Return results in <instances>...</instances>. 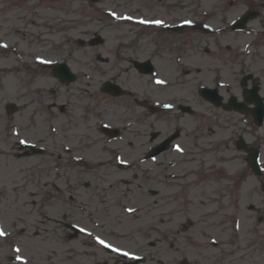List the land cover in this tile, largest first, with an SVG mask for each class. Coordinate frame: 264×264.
Segmentation results:
<instances>
[{
    "label": "rangeland",
    "instance_id": "obj_1",
    "mask_svg": "<svg viewBox=\"0 0 264 264\" xmlns=\"http://www.w3.org/2000/svg\"><path fill=\"white\" fill-rule=\"evenodd\" d=\"M163 1L164 3L159 5L155 0H100L94 4H91L89 0H59L54 5L51 0H0V10L9 9L11 12L9 14L6 12L0 13V24H2V30H0V42H3L8 47L6 50L7 57L4 56L8 60H5L4 62V72L0 74L2 76L0 77V81L4 82L5 87L8 86L9 88L12 87V89H14L17 79L23 81H31L34 79L33 86L35 88L41 90L45 88L44 90H47L46 88L49 82L55 90L62 91L59 89L56 81L53 79L51 81L47 80V70L43 71L42 74L37 70V72L42 75L41 77L37 72H34L30 66H27L29 70H27L26 67L19 68V73H15L16 71L8 72L7 69H9V61L11 63L13 62L11 55L13 53L11 49L14 44H16L17 47H21L23 50H35L37 55L41 54L45 57L54 58L56 56H47V54H45L46 51L52 49L49 41L57 43H59V41L67 42L65 53L66 55L71 54V58L68 57V62L71 67L74 68L75 71L79 70L78 72H80V74L90 73L89 77L86 76L85 78H82V81L77 85V90H79L80 93H76V95L79 100L75 101L74 97L71 95L73 89L71 92H68L67 99L74 102V105L76 102H80L89 107L95 103V99L88 95L91 94L92 96V94L98 92L99 83L97 82L100 80L105 81L111 78V76L119 75V81L124 82V86L130 85V87H128L133 89H139L141 86L144 87V84H146L147 81V77L139 76L133 71L127 70L132 67L127 63L128 61L118 62L112 58L111 52L116 48L115 45L122 44V41H120L119 38L122 39L127 33L129 34L130 30L127 28L133 27L127 22L118 24L119 22L114 21L113 26L118 27V30L115 27L110 26L112 25L111 18L104 10L111 9L115 6V9L119 12L116 15L123 16V19L126 20V14L121 12H134L132 9H143L145 7L148 9L145 11L141 10V12L146 14L147 20L158 16L156 17L157 20L170 23V21H180L184 17H190L193 19L199 18L203 14L201 11L210 8H221L222 5L225 6V9L227 10L226 13H216L213 15L212 19H209L214 25H221L223 23L227 24L231 18L239 14L248 6H257L259 2V0ZM230 1L232 3H230ZM47 5L48 7L54 5L56 8H47ZM136 10L140 11L139 9ZM36 15L43 16V21L47 22V27L35 28V26L31 24V21H34L35 17L30 20L29 18H33V16ZM171 16L173 17L168 18ZM131 17L133 20L140 18L136 16ZM250 24L251 26L248 28L249 33H237L233 35V33L224 30L221 32H225L222 34V37H217L220 35H205V42L208 44L207 46L214 51L216 48L224 49L225 46H229L230 48H244L247 44L256 42L257 39H259L257 43L264 42L261 38L263 36L262 32L259 37V31L261 28H264V12L260 18L253 20ZM253 28L254 31L252 30ZM188 31L190 30L185 29L180 35L181 43L185 42L187 46L189 42H196V38L193 34L197 33L190 34ZM93 33H98L103 38L104 42L101 46H84L83 48L74 47L73 44L76 38L81 37L83 39H88ZM198 35L200 36V34ZM152 38L153 36H151V39ZM202 44L206 46L205 43ZM137 45H142L146 49L148 47L149 50L152 47V42L150 40L139 41ZM179 45L181 50L186 48L184 46L181 47L182 44ZM119 47L124 49L123 45ZM255 49L256 47H253L251 53H257L259 55L258 59L264 58V51H261V47L258 50ZM197 50H199V48H197ZM147 51L144 55H140L141 59H145L149 56L151 60L154 59L155 64L158 65L159 69L162 68L163 64L169 65L168 60L172 59L170 55H166V51L159 53L158 58H153L154 55L149 52L147 53ZM4 52L5 50L0 48V53ZM95 53H100L103 57L110 58L109 62L106 64L97 63L94 57ZM230 54V51H227V58H229ZM184 58L187 59L184 60L185 64H188L186 67L190 68L189 58H187V56ZM199 60L200 57L197 56L195 61L191 60V63H198ZM204 60L206 59L202 56L201 61ZM94 64H99L98 66L101 68L100 73L94 71ZM124 69L127 71L123 72ZM90 71L94 72L92 73ZM169 73L171 74V77L174 78L173 80L178 79L182 81L188 78L183 76V71L178 70L177 68L175 71ZM13 74H18V76H13ZM9 80H12L13 83L7 82ZM72 86L74 85H71V87ZM104 98L105 97L103 96V98L98 99L101 101ZM95 108L94 114L86 115L91 119L87 125L88 128H92V122L94 120L97 121V119H101L103 120V123H109L114 126H119V124H123L128 120H131L130 122L132 123V120H135L132 115L137 116L140 114V111L135 108H132L129 113V111L125 112L123 109L118 108L117 105L111 107L105 103L100 104L99 107H97L96 104ZM75 111L77 114L82 113V110L78 108H76ZM86 111L87 110H85V113ZM203 112L204 114L201 118L200 115H181L182 118L181 116L176 118H181L178 124L179 126L185 125L186 131L193 124H202V122L208 128L207 133H201V135L208 136L206 141H202L201 144H191L193 140L189 138L185 139L183 142L181 140L179 141L182 144L181 147L183 149L187 148L195 150L196 154H200L205 159L204 166L199 169L200 176L195 177V180L200 182L199 186L194 189V192L187 191V197H190L189 200L192 204L190 206L192 210L190 217H198L201 212L204 214L200 217L212 215L207 221L208 227H204L201 220L198 222V224L202 226L201 229L205 228L208 230V239L205 237L198 238L196 239V242L203 243L204 241L210 244L209 238H215L216 241L218 239L219 242L224 243L225 249L228 251L232 250L234 253L232 256L227 257L223 264H264V173L256 178L247 164L246 152L239 150L234 142H229L228 139L227 141H224L227 136L229 139H235L238 134L242 133L248 146L252 148L257 146L261 149V165L264 170V124L260 128H257L256 126L251 128L247 121L240 115L222 109H216L214 106L211 107L205 104L203 105ZM31 116L33 115L29 114V117ZM27 117V113H25V115L22 113L20 114L19 124L21 127V140H28L41 144V147L45 149V152L43 154L29 153L28 156L17 157L14 161L11 157L13 156V153L7 151V148L9 147H2L5 155L0 159V223L2 224L1 226L4 232L9 231V235L5 239H0V263L8 261L11 254L9 251V245L14 243L12 241V235L17 236L19 240H22L21 242H24L23 250H25V254L23 255H36L40 259L39 264L44 263V255L47 253L46 235L58 233L56 236L48 237V240H59L62 238V234L60 233L62 229H55L54 231L53 224L49 225L48 231L44 228L47 227L44 218V215L48 214L47 200L53 204L54 209L56 210H51V213L49 212L50 214H60L62 211V209L57 206L59 200L53 198L54 193L50 192V184L54 181L62 186L64 196L71 204H76L80 208L87 209L85 213L88 214H84L83 218L90 216L97 206L93 204V198L95 196L92 190L99 188L100 186L108 187L111 190L108 189L105 194L101 193V189H98L97 193H101L100 197H107V203L109 205H117L112 208L111 212L117 217L118 214H124L123 210L126 206L124 208H119L118 202L122 205L125 203L126 200L122 194H127L126 189L135 188V184H142L145 177H147L148 180L145 185L158 190L160 185H156L157 183L150 181L157 177L156 175H158L159 178H164L169 173H180L177 171L176 167H171V162L178 161L180 158L179 155H181L175 153L173 150L164 152L157 158V160L147 161L146 163H133L134 167L131 168L132 171L119 170L116 168V164L113 161H110L111 158L108 155L111 154L110 151L124 155L125 158L122 157L123 160H126V158L138 159L139 157L138 160H141L142 152L147 148V145H150V143L146 142L147 145H140V139L133 140L131 144L124 141L125 139L106 142V144H104L103 141H100L92 146H89L87 140L84 142L83 146L79 147L81 149L77 152L73 151V148L76 147V142L74 141V144L68 143L70 145L69 148H72L70 154L63 153L61 148L57 147H53L51 150L53 142H47V126L45 125L43 116H35V125L33 127L25 125V123H27ZM160 122L161 124H155L153 127L160 129L159 131L161 133L170 131L175 126L178 128V124H174L175 122L173 120L170 122ZM103 123L100 122L101 125ZM172 126L174 127L170 128ZM131 129L132 128L128 127L127 130L130 131ZM89 131L91 130H86L84 125L80 124L78 126V132L88 134ZM191 131L192 130L187 131V134L189 135ZM91 133V139L95 137L103 139L102 133L100 132V134H98L99 132H97V129L92 128ZM233 134H236V136H233ZM121 137H123V135ZM62 141H65V139H62ZM22 151L23 150L16 148L14 157L15 154L18 156L17 152ZM51 154H53V157H50ZM77 154L83 155L95 164L89 168H82L80 164L74 162L73 157H78ZM196 154L194 156H196ZM69 155L71 157L70 159ZM190 156L194 157L192 155ZM190 156H183V160L185 161L189 159L188 157ZM7 162L10 164L9 167H7ZM195 164L196 167H198V164ZM57 166H59V171ZM192 167H194L193 164H191L190 168L192 169ZM72 170L75 171L74 175L77 173L79 174V181L76 189L73 192L69 191L72 193L71 195L65 192V184L69 180L73 181L71 178L73 173L69 175V172ZM63 171L66 172L63 173ZM101 172H106L107 175L110 176L108 177L110 184L95 179L97 176L105 177V175H101ZM233 172L234 175H232ZM58 177L61 178L57 180ZM190 177L191 180H194L193 176L190 175ZM86 180H89L94 187H91L89 192L83 193L81 184ZM120 180H122L121 182L123 183H121ZM117 181L119 183H116ZM182 181L184 180L182 179ZM174 182H177V180H163V183L169 186H173ZM241 183L243 187L239 185ZM73 185H76L75 181ZM78 194H80L79 198L76 197ZM163 194L165 195V198L161 200L170 202L163 210L164 212H171L170 208L173 203L172 196L167 195V193H161V197H163ZM133 196L138 197L132 192L131 197L133 198ZM127 197L129 198V195H127ZM159 198L160 195H157L156 197L151 196L148 203L149 207H146L145 210H141L136 214L139 215V217L148 218L150 221H154L155 224L159 222L160 218H162L165 223L164 225L167 224L164 228H172L173 230L176 228L172 225L173 222L176 223L175 217L166 215V213H164V216L158 215L159 209L153 204V201L160 200ZM141 204L142 202L131 203L134 207H139ZM218 207L226 209L228 211V217L224 209L218 212V210H216ZM216 212L218 213L214 215ZM235 212H238V214L235 215ZM224 215L227 217V220L224 218ZM238 217L240 218V224L237 225V223L234 222V219ZM219 222L225 223L226 226H224L223 223L220 225ZM83 223L86 224L84 221ZM22 226L30 228L27 229L24 235L19 236V231L22 229ZM195 234L197 235L196 230ZM41 238L43 241L40 240ZM6 239L9 242L5 241ZM162 245L167 248L169 247L168 243ZM209 249L212 250L211 247H209ZM233 249H235V251ZM3 259H5V261Z\"/></svg>",
    "mask_w": 264,
    "mask_h": 264
},
{
    "label": "flooded vegetation",
    "instance_id": "obj_2",
    "mask_svg": "<svg viewBox=\"0 0 264 264\" xmlns=\"http://www.w3.org/2000/svg\"><path fill=\"white\" fill-rule=\"evenodd\" d=\"M253 7H255L254 9H259V11L264 9V0H260L257 7ZM144 9L148 8L144 7ZM133 11L134 13H138L137 10ZM2 12L11 13L9 9L0 10V13ZM170 22H172V25L174 23L176 24V21ZM204 22H206V19H204L203 22H197L196 18H194L193 24L190 27H181L178 29H152L136 26L127 28L130 30V33H127L122 39L119 38L122 44L115 45L116 48L114 47L115 49L111 52V56L118 62L128 61L127 63L132 67L127 70L133 71L139 76L147 77L146 84H144V87H139V89H133L129 88L130 85L124 86L125 83L118 79L119 75L111 76L108 80L120 85L124 91L122 90L120 95L115 96L101 91L99 86L98 92L92 94V96L91 94L88 95L95 99V103L89 107L80 102H76L74 105V102L67 99L68 92H71L73 89L71 95L74 97L75 101L79 100L76 95V93H80L79 90H77V85L82 81V78H85V74H80V72H78L79 70L75 71L68 62V57L71 58V54L66 55L65 53L67 42L57 43L49 41L52 49L46 51L45 54H47V56L54 55L56 57H47V66L37 65L32 62L33 55L31 53L32 51L35 52V50H23L21 47H17V45L14 44L11 49L13 54L10 53L13 62L11 63L9 61L8 72L16 71L15 73H19V68L23 67L29 70L27 66H30L34 72H37V70L40 71L41 74L43 71L47 70V80L51 81L53 79L56 81V84L62 91L55 90L48 81L47 90H44L45 88H43V90L35 88L33 86L34 79L31 81L17 79L14 89L8 86L5 87L4 82L0 81V159L5 155L4 149H2L3 146L9 147L7 151L13 153V156H11L13 160L20 157L19 154L23 155L37 152L32 149H24L22 152H17L18 156L15 154L14 157L15 149H19V132L21 128L19 118L21 113L24 115L27 113L28 117L29 114L33 115L26 118L27 123H25V125H28V127H33L35 125V116H43V120L47 126V142H53L51 150L53 147H57L61 148L63 153L70 154L72 148H69L70 145L68 143L74 144L73 142L75 141L76 147L73 148V151L77 152L81 149L79 147L83 146L84 142L87 140L89 146H92L100 141L106 144V142L119 140L117 138L122 135L123 137L120 139H125L124 141L129 144H131L133 140L140 139V145H146V142H152L151 146H155L168 136L166 132L161 133L159 131L160 129L153 127L155 124H161L160 121H178L179 119L176 118L181 115L184 116L196 112L202 113L204 104L212 107L215 106L216 102H219L205 99L201 91L202 88L216 90V95H220L226 103L232 96L237 97L240 101H242L245 96L250 97L253 94V90L251 89L256 86L258 87V92H264V58L258 59L259 55L257 53H249V56H244L240 48H230L229 46H223L224 49L216 48L214 51L212 48L208 47V44L205 42L204 36L206 34L202 29V23ZM31 24H33L35 28H45L43 25L37 26L34 23ZM115 28L118 30V27ZM185 29L190 30L188 31L190 34L197 32L193 34L196 38V42H189L188 48L181 50L179 44H182L181 47L187 45L185 42L181 43L180 41V35ZM0 30H2L1 27ZM198 34H200V36ZM151 36H153L152 39ZM146 40L152 42V47L149 50L148 47L146 49L142 45H137L139 41ZM202 43H205L206 46ZM73 45L74 47L82 48L84 46L97 47L93 45L91 38L85 40L81 37L76 38ZM122 45L124 49L119 47ZM0 48L5 50L4 53H0L2 54L0 55V74H2V72H4V62L8 59L5 58L7 57V49L3 42H0ZM197 48H199V50H197ZM146 51L147 53L153 54V58H158L159 53L166 51V55H170L172 59L168 60L169 65L163 64L162 68L159 69L154 59L151 60L149 56L145 59H141L140 55H144ZM227 51L231 53L229 58L226 56ZM39 55L43 56L41 54ZM22 56L26 59H23ZM186 56L190 60V68L186 67L188 64H185L184 60L187 59L184 57ZM197 56L200 57L199 62L192 64L191 60L195 61ZM202 56L206 60L201 61ZM94 57L96 62L99 63V53H95ZM109 60L110 58L106 59L103 63H108ZM52 61L66 63L71 71L75 73V81L71 84H65L60 79L56 78L55 74L59 73L61 68L51 66ZM139 62L142 64H138ZM98 65L99 64H94V71L96 73L101 72V68ZM176 68L183 71V76L188 77L186 80L184 79L185 81L178 79L173 80L174 78L171 77L169 72L175 71ZM127 70L124 69L123 72ZM94 71L90 72L93 73ZM13 76H18V74H13ZM39 76L42 77L40 74ZM0 77L2 76L0 75ZM245 77L247 78L244 79ZM157 80H162L164 83H156ZM7 82L13 83L12 80ZM71 85L74 86L71 87ZM103 96L105 98L100 101L98 98H103ZM102 103L108 104L111 107L117 105L118 108L123 109L125 112L129 111V113L132 108H135L140 111V114L137 116L132 115L133 119H135L132 120V123L130 122L131 120H128L120 124L122 128L117 132V134H119L116 138H106L109 136L108 134L110 132L104 127L99 126V121L101 119H97V121L94 120L91 127L97 129V132H99L98 134L101 132L103 139L98 137L91 139L92 128L87 127L91 119L86 115L94 114L96 104L97 107H99ZM169 104L172 105L171 108L164 107ZM75 107L82 110V113L77 114ZM85 110H87L86 113ZM80 124L84 125L86 130L88 129L91 131H89L88 134L78 132V126ZM109 125L112 127L114 126L112 124ZM128 127L132 129L128 131ZM184 132H186V130H179V134L181 133L182 135L181 140L183 141L187 138L193 140L192 144H201L202 141H206L207 135H201V133H203L201 127L193 128L189 135ZM241 135L242 134H239L238 138L241 137ZM226 138L228 139V136ZM238 138H231L228 139V141L234 142V144L237 145ZM62 139H65V141H62ZM108 155L111 158L110 161L114 162L115 154ZM77 156V158L72 157L76 159L74 162L80 164L82 168H89L95 164L83 155L77 154ZM122 156L124 157V155ZM50 157H53V154H51ZM70 158L69 155V159ZM126 159L128 160V158ZM190 162L197 163L199 168H202L205 164L204 161L196 159L190 160ZM58 167L59 166H57V168ZM65 172L66 171H63V173ZM74 172L73 170L69 172V175L73 173V176H70L73 181L69 180L65 184V192L71 195L72 193L69 191L73 192L79 181V174L76 172L77 174L74 175ZM101 175H105V177L97 176L95 179L110 184L108 178L110 176L107 175L106 172H101ZM190 175L200 176V172L199 170L193 171L190 172ZM60 178L61 177H58L57 180ZM182 179L184 180L183 183H178L176 189L179 188L188 191L191 188L190 191L194 192L195 190L192 187H198L200 184L199 181H191V183H189L188 175H184ZM145 180L142 184H135V188L126 189L127 194H122V196L127 200V203H130L129 206H131V203L142 202L141 206L135 207V211L139 212L149 207L148 203L151 196L156 197L161 193L171 194L173 196V203L170 208L171 212H164L163 209L167 207L170 202L162 201L161 199L164 198H161V195L159 198L160 200L153 201V204L159 209L158 215L164 216V213H166V215L175 217L176 223L173 222L172 224L176 227L175 229H165L164 226H167V224L164 225L165 223L162 218L155 224L154 221H150L148 218L139 217L136 212L133 214H118L117 217H115L111 212L112 208L117 205H109L107 203V197H100L101 193L105 194L108 191L109 188L106 186H100L92 190L95 196L93 198V204L97 206L90 216L83 218L84 214H88L85 213L87 209L80 208L76 204H71L65 198L62 186L56 181L51 183L50 192L54 193L53 198L59 200L57 206H59L62 211L60 214H50L51 210H56L53 204L47 200L48 214L46 215V229L48 231L50 224L54 225V231L55 229H62V231H60L62 238L59 240H48V237L56 236L58 233L46 235L47 256H45L46 254L44 255V264H222L224 261L223 244H214L213 247L217 249L216 252L218 253H211L208 252L205 242H196V239L204 237L208 232L205 228L201 229L202 226L199 225L198 222L201 220L204 227H208L207 221L212 215L202 216L196 220L190 219V204L183 202L189 200L187 194L184 195V193H182L180 196H177L179 194L177 191H164L168 188H162L160 186L159 189L156 190L150 186H146L145 184L148 178L145 177ZM74 181L76 185H73ZM121 181L122 180H120V182ZM150 181L157 183L156 185H161L163 183L159 182L156 177ZM116 183L119 182L117 181ZM81 186L83 188V193L89 192L90 188L94 187L89 180L83 182ZM98 189H101L100 194L97 193ZM132 192L138 197L133 196L132 198ZM79 195L80 194L76 197L79 198ZM127 195H129V198ZM180 200L182 202H180ZM118 205L119 208H122L125 204L122 205L118 202ZM217 213L218 212L214 215ZM83 221L86 222V224L83 223ZM70 224L81 229H86V231H75L71 229ZM195 230L197 235L195 234ZM96 237H100L106 241L107 244H111L112 248L120 249L122 253L113 251L111 248L99 244ZM5 241L8 240L6 239ZM166 243L169 244L168 248L162 245ZM23 245L24 244L19 245L18 247L21 249L19 251L25 254ZM12 248V244L9 245L11 254L8 261L3 259L5 262L0 264H12L11 260L14 258ZM124 253H130L131 255L125 256ZM29 255L32 260H35L34 255Z\"/></svg>",
    "mask_w": 264,
    "mask_h": 264
},
{
    "label": "snow or ice",
    "instance_id": "obj_3",
    "mask_svg": "<svg viewBox=\"0 0 264 264\" xmlns=\"http://www.w3.org/2000/svg\"><path fill=\"white\" fill-rule=\"evenodd\" d=\"M113 15H115V13H113ZM128 19H132V17H127ZM139 23L141 24H155V25H163L164 24V21L162 20H140ZM185 24H190L191 21H184ZM42 63H47V61H41ZM156 83H164V81L162 80H157ZM164 107L166 108H171L172 105H165ZM26 141H21V143H25ZM177 151H181V149L179 148V146H177ZM129 211H132V209H129ZM81 231H86V229H80ZM7 234L4 232V230L2 228H0V237L2 236H6ZM96 240L99 244L101 245H104L105 247H108V248H112V245L111 244H107L106 241H104L103 239H101L100 237H96ZM17 252H19V249L17 248L16 249ZM114 251H117L119 252L120 249H114ZM125 256H129L131 255L130 253H124ZM133 258H137V257H133ZM17 259H21V257H17Z\"/></svg>",
    "mask_w": 264,
    "mask_h": 264
},
{
    "label": "water",
    "instance_id": "obj_4",
    "mask_svg": "<svg viewBox=\"0 0 264 264\" xmlns=\"http://www.w3.org/2000/svg\"><path fill=\"white\" fill-rule=\"evenodd\" d=\"M249 16H250V14H248L247 16H245V17L243 18L242 21L247 20V19L249 18ZM261 113L263 114V112H261ZM262 114H261V116H262ZM250 162H251V165H253V168H254V167L256 168V163H255V161H254V160H251ZM255 168H254V169H255Z\"/></svg>",
    "mask_w": 264,
    "mask_h": 264
}]
</instances>
